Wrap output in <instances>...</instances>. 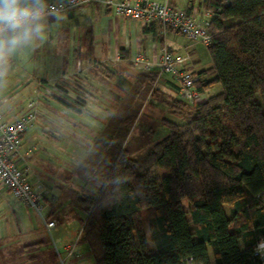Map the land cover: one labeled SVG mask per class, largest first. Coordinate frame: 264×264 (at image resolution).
I'll use <instances>...</instances> for the list:
<instances>
[{"label": "trees", "instance_id": "trees-1", "mask_svg": "<svg viewBox=\"0 0 264 264\" xmlns=\"http://www.w3.org/2000/svg\"><path fill=\"white\" fill-rule=\"evenodd\" d=\"M203 7L211 66L197 72L196 87L221 91L188 102L182 121L165 120L168 133L134 158L123 143L139 105L104 128L78 165L98 185L76 200L85 212L77 244L92 264H208L209 250L213 264H264L255 252L264 239V0ZM151 72L134 80L141 102Z\"/></svg>", "mask_w": 264, "mask_h": 264}, {"label": "rangeland", "instance_id": "rangeland-1", "mask_svg": "<svg viewBox=\"0 0 264 264\" xmlns=\"http://www.w3.org/2000/svg\"><path fill=\"white\" fill-rule=\"evenodd\" d=\"M179 1L181 4L184 1L189 2L188 0ZM193 1L196 7L198 0ZM180 6L184 8L186 5ZM168 32L164 34V38H168V44L178 48L181 54L189 55L190 59H192V63L190 62L192 69L199 72L211 66L206 45L197 41L187 40L174 32ZM93 66L94 64L87 66L82 74L87 69L93 68ZM106 66L108 69H112L111 63H107ZM115 69L119 75L112 72L105 74V72L101 71L104 74L105 84L111 92V95H106L108 98L103 103L97 102L96 96L93 95V90L87 83H84L85 88L89 90V96H83V100H81L84 102L83 108L78 103H74L73 100L70 101L67 98L71 103L70 105L74 108L77 106L76 109L81 114H77L75 110L69 108L67 110L68 113L77 114L78 116L71 118L67 115L63 117L61 116L63 114L54 113L53 119L55 118L57 121L62 122L60 129L63 130H61L63 133L53 132L51 135H55L56 140L60 139V136L62 139L69 138L71 141H74L73 143H78V147L67 148L66 144L70 143L67 142L63 144L65 151H62V148L58 150L55 146L56 149L53 146L50 147L48 144L40 146L37 143V148L31 153L35 156L42 154V158L45 157V159L51 157L50 153L54 152L53 150H57L55 153L58 152L60 154L58 156L55 155L56 157H61V154H65L64 159L68 156L69 152L72 154L71 160H68V164L61 163L62 167L56 169L55 174L52 176L56 179L55 184L58 186V189H55L56 192L53 191L57 200L51 206L53 217L57 221L55 226L52 228L46 227L47 219H45V214L48 213V208L43 207L42 200V209L40 213H37L33 208L14 200L10 193L3 194L5 198L3 202L5 203L0 204V264H59L57 252H59L61 258H64L63 264H92V258L83 245L77 244L76 249L81 252L77 256H73V254L70 257H65L66 252L64 247L76 243L81 222L85 218L84 210L76 201L77 197L81 195H93L98 188L97 183L90 182L86 184L83 178H81L82 174L78 169V165L92 146L93 139L99 136L102 133L101 131H104V128L114 125V122L123 116V114H128L131 110L139 109L140 105L138 115L134 119L123 143V147L131 157L139 158L142 156L146 145L150 144V141L168 133L169 129L164 124L165 120L177 123L181 122V114L191 109V106L188 105L189 103L179 96L172 82L166 78L167 74H156L154 82L146 85L148 90L143 94L145 98H142L141 102V96L137 95L134 80L139 72L152 73V70L140 71L128 61H125L122 68L118 69L116 67ZM35 71L39 72L38 69ZM209 78L211 76L207 75V79ZM36 82V80L31 81L21 91L22 95L26 98L23 101L26 106L29 102L36 101L34 105L37 112L36 121L34 126L26 132L33 134L31 137V142L33 143L38 140V134L41 132L43 121L42 90L39 92L38 100L36 98V88L38 87ZM220 91V84H212L202 93V100ZM139 101L140 103H138ZM79 108H82V110H79ZM92 119L98 121V126L96 125L95 129L89 126L93 124ZM52 127L53 129L56 128L54 125ZM48 138L45 137V140L50 141ZM45 140L42 141L45 142ZM54 164H58L56 160H53L52 163H46L45 166L49 171ZM32 175L33 172L27 168L26 176L30 183H32ZM46 184L49 186L50 182L47 181ZM183 205L186 208L185 202H183ZM13 207L18 210L13 211ZM143 217L145 221V216ZM28 228L32 230L31 235L25 234ZM1 234L5 236H1ZM255 252L261 258H264V239H261L256 245ZM208 264H213L210 250Z\"/></svg>", "mask_w": 264, "mask_h": 264}, {"label": "crops", "instance_id": "crops-1", "mask_svg": "<svg viewBox=\"0 0 264 264\" xmlns=\"http://www.w3.org/2000/svg\"><path fill=\"white\" fill-rule=\"evenodd\" d=\"M188 1H184L181 4L179 0H169L172 5L180 8H183L180 5H186L183 9L196 16H201L204 10H207L203 7V0H198L196 7L193 0ZM148 27L143 23L119 17L108 7L101 4L92 3L75 7L69 11H62L45 17L42 38L35 39L27 46L8 54L6 60L0 64V80H4L0 81V112L6 120L11 121L27 110V106L23 102L26 98L21 93L24 86L36 80L38 86L36 88L37 99L39 92L42 90L43 121L41 132L38 134V140L34 141V143L31 142L32 133L28 132L22 136L17 159L25 175L27 168L33 172L31 176L33 184H30L36 192L42 195V205L48 208L45 219L54 221V226L57 221L53 217L51 206L57 200L53 191L56 192L55 189H58V186L55 184L56 179L52 176L55 174L56 169L62 167L61 163L68 164L72 154L69 152L64 159L65 154H61V157H56L55 155L58 156L60 154L58 152L55 153L57 150H53L54 152L50 153L51 157L45 159V157L42 158V154L35 156L31 153L37 148V143L40 146L45 144L50 145V147L55 146L58 150L62 148V151H65L63 144L67 142H70L66 144L67 148L78 147V143H73L74 141L69 138L62 139L60 136V139L56 140L55 135L51 134L53 132L63 133V130L60 129L62 122L57 121L55 118L53 119L54 113L63 114L61 115L63 117L67 115L71 118H75V116H78L77 114L81 113L76 109L77 106L74 108L70 104L61 103L57 97L50 94L48 87L52 84L61 83L63 76L69 77L74 72L77 60H89L90 64H94L93 68L87 69L84 74H81L76 79L82 86L87 83L93 90L92 92L96 96L97 102L103 103L108 98L106 95H111V92L105 84L104 74L101 71L105 72V74L107 72L117 74L116 67L118 69L122 68L126 59L136 51L149 54L152 44L157 42V40L180 53L178 48L168 44V38H164V35L163 37L157 35V27L155 32L149 31ZM190 62L192 63V59H190ZM107 63L112 64V69H108ZM34 69H38L39 72ZM166 78L170 79V76L166 75ZM68 94L74 96L72 90ZM68 108L75 110L77 114L68 113ZM82 108H79V110H82ZM92 121L93 124L89 123L91 124L89 126L95 129V126H98V121L93 119ZM53 125L56 127L55 129H53ZM49 128L52 130L50 131ZM45 137L50 141L45 140ZM42 140H45V142ZM53 160H56L58 164L52 165L48 171L45 164L52 163ZM41 177L42 179L40 180ZM47 181L50 182L49 186L46 184ZM4 193L9 194V191L0 183V204L5 203L3 202L5 199ZM12 210L18 209L13 207ZM29 228L27 233H25L27 235H31L32 232ZM1 236L5 235L1 234ZM74 244L76 247L73 256H77L81 252L76 249L77 239ZM58 254L59 252H57Z\"/></svg>", "mask_w": 264, "mask_h": 264}, {"label": "built area", "instance_id": "built-area-1", "mask_svg": "<svg viewBox=\"0 0 264 264\" xmlns=\"http://www.w3.org/2000/svg\"><path fill=\"white\" fill-rule=\"evenodd\" d=\"M92 3L108 7L119 17H125L147 26L154 24L157 27L158 36L171 31L187 40L197 41L204 45L210 42L211 35L208 26L211 11L204 10L201 16H196L188 10L172 5L169 0H51L46 2L48 9L46 17ZM126 61L140 71L157 70L159 74L169 75L177 87V93L183 100L189 103L202 100V94L196 87L200 77L191 68L188 54L176 52L157 40L152 44L149 54L136 51ZM89 65H91L89 60H77L74 72L69 77L63 76L61 83L49 85L50 94L64 104H71V100L77 103V100H83V96H89L88 90L76 79ZM71 90L74 96L68 94ZM35 102H29L27 110L11 121L6 120L0 112V183L8 189L14 200L40 213L42 195L32 188L17 159L22 136L34 126L36 121ZM53 226L54 221L46 222V227ZM75 247V244L67 245L65 257L72 256ZM58 257L59 264H63L64 258H61L59 254ZM182 264L204 263L186 258Z\"/></svg>", "mask_w": 264, "mask_h": 264}, {"label": "clouds", "instance_id": "clouds-1", "mask_svg": "<svg viewBox=\"0 0 264 264\" xmlns=\"http://www.w3.org/2000/svg\"><path fill=\"white\" fill-rule=\"evenodd\" d=\"M46 0H0V64L8 54L42 38Z\"/></svg>", "mask_w": 264, "mask_h": 264}]
</instances>
